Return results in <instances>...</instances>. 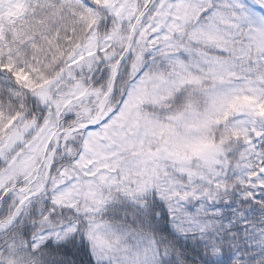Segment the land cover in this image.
I'll return each mask as SVG.
<instances>
[{"label":"snow or ice","instance_id":"1","mask_svg":"<svg viewBox=\"0 0 264 264\" xmlns=\"http://www.w3.org/2000/svg\"><path fill=\"white\" fill-rule=\"evenodd\" d=\"M0 264H264V0H0Z\"/></svg>","mask_w":264,"mask_h":264}]
</instances>
